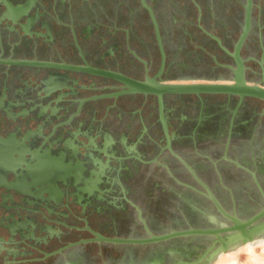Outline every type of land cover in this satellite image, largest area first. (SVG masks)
Returning <instances> with one entry per match:
<instances>
[{
  "label": "flooded vegetation",
  "instance_id": "1",
  "mask_svg": "<svg viewBox=\"0 0 264 264\" xmlns=\"http://www.w3.org/2000/svg\"><path fill=\"white\" fill-rule=\"evenodd\" d=\"M157 1L0 0V264H113L118 253L119 264L172 263L189 250L183 239L215 236L98 234L221 227L210 192L232 214L219 188L236 205L240 189L262 198L264 98L165 85L236 84L240 64L264 85V9L254 0L238 59L245 8L234 30L197 0L182 10ZM169 192L198 223L154 228L149 213L163 218ZM82 239L92 241L64 248ZM154 244L156 262L132 258Z\"/></svg>",
  "mask_w": 264,
  "mask_h": 264
},
{
  "label": "rangeland",
  "instance_id": "2",
  "mask_svg": "<svg viewBox=\"0 0 264 264\" xmlns=\"http://www.w3.org/2000/svg\"><path fill=\"white\" fill-rule=\"evenodd\" d=\"M205 9H214L218 14L225 20V23L229 24L234 30H238L241 21H242V11L244 9V1L245 0H197ZM256 8L264 9V0H255ZM157 7L160 9L169 8L173 10L185 9L189 8L190 3L188 0H158ZM253 48V46H251ZM264 180V176L262 177ZM212 181L216 183V181L211 178ZM228 183L233 186L237 185V178L232 176L228 177ZM169 183V182H166ZM219 195L222 197L227 209L233 211L240 218H246L248 215L252 214L255 210H258L264 205V200L261 197H258L256 193H246L243 189H240L236 192L237 197V205L236 201L232 199V195L223 189H218ZM190 196H188L189 198ZM165 204H164V216L163 218L157 219L156 214L153 211L149 213V217L155 229H167L171 227H179L185 226V224L190 223H198L199 220L193 215V211L189 208V200L184 199L185 201L180 200L174 193H165ZM192 198V197H191ZM260 198V199H259ZM205 202L203 201L202 204ZM177 205L181 207L180 210H184V218L176 217L180 212H178ZM183 208V209H182ZM184 241H188L186 247L189 250L186 253H182L183 260L185 262H194L201 258V256L207 252L209 246L211 245L213 238H193L189 243L187 238L183 239ZM183 240H179L184 243ZM264 240H261L259 244H256L253 247L247 243L236 251L226 253L218 258V255L213 258V260L209 264H264ZM193 247H192V245ZM167 245L166 247H168ZM157 245H149L145 248L135 247L132 250L131 256L136 262L141 263L142 260H147L148 263H154L157 261V258L153 255L156 251ZM192 249V250H191ZM212 252L209 251V254ZM180 255V254H178ZM186 256V257H185ZM92 260V264H104L109 260L108 257H97ZM207 256L202 258L205 263ZM89 260H86V263H89ZM123 256L116 255L113 258V264H119L123 261ZM94 261V262H93ZM163 261L166 264L171 263L169 257L164 256ZM172 264V263H171ZM203 264V263H199Z\"/></svg>",
  "mask_w": 264,
  "mask_h": 264
},
{
  "label": "water",
  "instance_id": "3",
  "mask_svg": "<svg viewBox=\"0 0 264 264\" xmlns=\"http://www.w3.org/2000/svg\"><path fill=\"white\" fill-rule=\"evenodd\" d=\"M254 0H245L244 8L246 11L245 22L243 27V32L236 43V57L240 59V50L244 45L246 38L248 36L249 30L252 25V11L254 8ZM241 62H239L240 64ZM240 68L237 70V75L235 78L236 84H224V83H200V84H190V83H181V84H167L165 85L167 89L171 90H180V91H192L195 89H202L205 91H239L242 94L254 95L264 98V85L262 84H249L244 75V67L240 64ZM258 182V181H257ZM262 198L264 200V189L258 182ZM211 198L214 200L218 209L224 214L225 219L228 220V224L221 227H199V228H189L175 230L172 232H165L163 234H154L151 231L150 237L148 238H121V237H106L98 234V241H107L113 243H153L168 241L172 238L178 236H192V235H214L213 241L209 246L207 252H205L200 259L194 262H185L182 260L173 261L172 264H209L213 258H215L220 252L227 251L230 246L237 244L239 242H246L254 238V236L264 233V205L254 214H251L247 218H240L237 214H232L226 210V208L221 204L219 199L210 192ZM230 221L232 223H230ZM92 241V239H82L78 242H73L67 245L64 248L70 246ZM62 248V249H64ZM61 249V250H62ZM59 250V251H61ZM212 252L209 254V251ZM56 253V252H52ZM49 254V253H48ZM207 256L205 263L202 258Z\"/></svg>",
  "mask_w": 264,
  "mask_h": 264
},
{
  "label": "bare ground",
  "instance_id": "4",
  "mask_svg": "<svg viewBox=\"0 0 264 264\" xmlns=\"http://www.w3.org/2000/svg\"><path fill=\"white\" fill-rule=\"evenodd\" d=\"M261 240H264V233L256 235V236H254L253 239L248 240L246 242H239L237 244H234V245L230 246V248L227 251L220 252L219 255H218V258L220 259V257L222 255L226 254V253H230V252L238 250L239 248H241L242 246H244L247 243L250 245V247H253L256 244H259Z\"/></svg>",
  "mask_w": 264,
  "mask_h": 264
}]
</instances>
